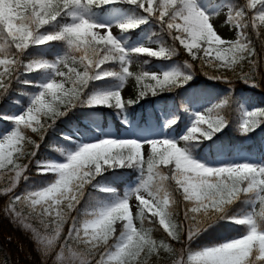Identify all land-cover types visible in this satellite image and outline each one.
Segmentation results:
<instances>
[{
  "label": "snow or ice",
  "instance_id": "1",
  "mask_svg": "<svg viewBox=\"0 0 264 264\" xmlns=\"http://www.w3.org/2000/svg\"><path fill=\"white\" fill-rule=\"evenodd\" d=\"M115 4H127L143 13L140 19L118 25L121 34L155 20L193 60H200L202 68H211L219 73H205L208 79L231 83L224 73L232 72L239 73V78L248 86H259L256 80L259 59L251 42H246L243 9L235 11L234 26L239 34L236 40L231 41L222 38L211 22L219 12L208 14L200 7L199 0H0V66L3 67L0 71V102L10 92L14 80L31 84L30 81L19 80L20 75L40 71L52 74L47 82L34 85L39 91L30 96L23 112L19 115L0 113V119L12 125L10 131L0 135V170L14 173L8 177V186L0 192V196L9 199L6 213L18 219L25 230L32 231L42 255H49L58 245V261L64 259L63 249L71 239L85 247V251L79 254V264H91L89 257L100 252L101 248L104 251L96 264H149L150 257L160 249L169 253L173 249L164 241L157 243L152 237V227L146 224L154 226L158 223L172 240L181 239L182 228L174 219V209L170 207L174 201L166 183L174 182L175 191L186 202L184 218L188 225V245L219 220L245 226L246 229L222 242L195 251L189 248L186 264H264V165L245 162L208 167L193 159L183 146L212 139L228 127V120L219 112L229 104L227 97L195 115L186 134L181 137L182 144L169 139L105 138L80 147L67 156L65 163L35 159L40 144L27 136L26 130L30 129L43 141L47 130L75 107L110 108L123 115L129 106L139 103L149 91L152 96L170 92L184 87L193 78V65L187 61L183 72L169 71L159 75L147 71L131 72L129 66L133 63V54L164 60L171 59L176 49L159 47L154 50L141 46L128 50L123 47L120 38L113 34L112 26L92 19L96 9ZM257 4L262 9L258 13L259 21L264 24V0H249L247 7L254 9ZM232 19L230 13L226 23ZM97 30H104V34ZM56 41H62L67 51L55 62L36 59L26 64L23 62L30 56L33 46L39 48ZM210 53H215L214 57ZM244 61H247L248 71H243ZM110 62L119 64V71L103 67ZM21 66L23 73L19 71ZM132 76H135L137 84L145 80L155 83L140 88L135 101H124L122 89ZM107 78L117 80L119 87L114 91L85 96L90 82ZM262 124L264 109H255L245 113L239 131L247 136ZM28 144L34 145L31 152L26 148ZM146 146H150L147 153L142 151ZM25 157L29 158V163L34 161L38 175L54 176V179L40 188L16 194L17 183L22 178L25 181L29 179L25 175L28 164L19 163ZM118 168H135L141 175L139 185L116 203L87 211L91 218L83 222V236L73 218L61 242L62 226L80 204L86 186L92 185L105 172ZM4 175L0 172V177ZM98 190L113 191L106 187ZM133 198L138 202L135 220L139 221V227L130 210ZM248 200L254 205L258 202L259 212L229 214L238 202ZM29 218L39 221L46 231L51 228L53 234L41 235L31 223L26 222ZM117 222H120L119 231ZM66 264H71V261ZM173 264H182V261L174 260Z\"/></svg>",
  "mask_w": 264,
  "mask_h": 264
},
{
  "label": "trees",
  "instance_id": "2",
  "mask_svg": "<svg viewBox=\"0 0 264 264\" xmlns=\"http://www.w3.org/2000/svg\"><path fill=\"white\" fill-rule=\"evenodd\" d=\"M217 3L224 1L229 5V14L233 16V19L230 22H227L230 27L236 28V19L234 17L235 11L243 9L245 15L243 18V23L246 24L244 28V34L247 38V41L251 42L252 47L254 48L256 55L259 59L258 64V75L256 77L258 87H250L239 78V73L233 74L232 72H225L231 83L213 81L208 79L205 73L209 75H218L216 71L211 68L201 66L200 60H193L190 55L186 53V50L180 46L178 41H173L169 36L168 32L161 28V25L153 20L147 24H142L136 30L127 32L129 34V41L131 42L130 48H137V37L140 33L147 32L153 41L158 43L159 47H175L176 54L172 56L171 59L158 60L154 57H148L139 54H133L134 65L132 70L133 73H141L147 71L149 73L162 74L161 72L152 71L151 66L154 63H160L163 66H169L171 64L177 65L180 69L172 71H186L184 68L185 61L193 65L192 76L193 78L184 85V87L176 88L170 92L165 91L159 93L156 96H152L149 91L146 96L140 100L139 103L129 106L127 111L132 117H136L138 110L146 103H155L160 102V104L165 107L171 102V109L174 112L173 118L171 120V125L168 128L175 129L176 132L182 128L186 123L187 116L191 113V103L187 101L186 93L192 90L194 87L202 88V91L205 93V97L208 100H214L212 104L206 110L212 108L215 104L219 103L222 98L227 97L229 99V104L224 108L220 109L219 112L223 115L229 122L228 127L224 128L223 131L217 133L209 140H202L198 144H185L184 147L190 148L195 152L205 153L206 155L214 156L218 152L222 153L225 158L228 160L232 159L236 153H239L238 144L239 140L247 137L248 141H245L244 147L250 148L252 152L261 154L264 158V150H262V138L264 137V124H262L255 132H252L250 135L243 136L239 131V124L241 123V96L239 92H242L247 95L248 100H253L260 105V109H264V24H261L258 18V13L261 9V6L257 4L256 8L250 9L247 7L249 0H215ZM111 7H117L122 9L127 14H132L135 18H141L143 13L140 10L134 9L132 6L127 4H115L109 5L101 9H96L93 13H96L101 10H108ZM253 20L255 21V26L253 25ZM237 29V28H236ZM43 30V29H42ZM174 31V30H173ZM259 33V35H258ZM238 30L235 33L233 38L226 40L234 41L237 39ZM225 39V38H224ZM158 48L154 49L157 50ZM67 51L66 45L62 41L50 42L49 45L33 46L30 48V53L28 57L24 58V63L26 64L31 59L44 60L47 62H54L56 57L63 56ZM214 57L215 53H210ZM146 61V62H145ZM245 67L243 71H248L247 61L243 62ZM106 69L119 71V64L117 63H108L103 66ZM3 70V67L0 66V71ZM67 71V69H64ZM78 70L82 71V68ZM21 73L24 72L23 66L19 69ZM48 71L33 72L27 75H20L19 80L21 81H30L31 84L19 83L16 80L10 85V92L5 94L4 99L0 102V113L5 115H11L14 109L17 107L25 108L28 106L29 97L33 93L34 87L37 84V80ZM169 72V71H165ZM117 80L112 78H107L102 81H92L89 83L88 88L86 89L85 96L91 95L99 90L103 89L105 86H110L109 84H115ZM155 81L145 80L140 84H137L135 76L131 77L130 83V92L128 94L122 95L124 101L137 99L140 88L146 87L149 84H154ZM68 86V85H66ZM233 89V91H229ZM2 92V90H0ZM102 92V91H101ZM21 93H24L23 95ZM18 101V103H14ZM92 112H95L100 117V124L102 127H105L110 121L114 125L118 126L121 124L122 115L115 112L110 108H90L86 106H79L73 108L67 113L66 116L59 118L55 125L52 128H49L45 134L44 140L41 141L40 137L32 133L30 129L26 130L25 134L31 137L36 143L40 144L39 151L36 153L35 159L38 161H48L47 154H61L65 155L67 151L62 148L60 143L57 141L65 140L66 137L63 136V131H70L73 125L89 127L90 124L87 123L86 119H91ZM157 115V114H156ZM141 121L145 119L144 108L140 110ZM160 118L157 115V121ZM43 122V119H42ZM12 125L3 119H0V135L11 130ZM69 139V138H67ZM70 140V139H69ZM72 140V139H71ZM220 142V150L215 151L213 149V143L215 141ZM75 141H72V143ZM183 142V141H182ZM26 148L29 152L34 150V145L28 144ZM7 151V148L5 149ZM22 164H28V170L25 173L29 178L33 180H52L54 176H41L37 174V169L34 161L29 163V158L25 157L19 161ZM10 167V166H9ZM7 169L0 170L4 172ZM163 171L167 172V169ZM140 173L135 168H118L111 171L105 172L102 176L96 178L93 181V184L86 186L85 195L81 200L80 204L77 206L76 210L70 213V217L67 222L64 224V229H69L72 224L73 218L77 221L78 226L81 228V236H83V222L86 219H89L87 211L95 210L98 207L103 206L105 202H109L115 199L122 198L124 195V189L137 178ZM147 179V175H146ZM169 184V191L171 192L172 201L170 207L174 209V219L178 225L181 226V239L179 241L172 240L167 234L162 230V228L157 224L147 225L152 227V237L159 243L164 241L168 243L173 252L169 253L163 249H160L157 254H154L150 257L149 264H168L172 260L176 259L179 255L182 257V261L186 264L188 249L192 251L198 250L206 245H211L214 243L222 242L224 239L234 237L242 230H246L245 226H237L232 223H229L226 220H219L216 223L212 224L208 229L202 232L190 245L187 244V222L184 218L185 204L181 194L175 191L174 182H166ZM111 188L113 191L110 193L101 192L98 190L99 187ZM27 187L23 185V181L20 182L17 186V190L20 191V194H24L27 191H24L22 188ZM163 196V193L161 194ZM8 201L7 196H0V254L6 259L7 264H49L43 258L39 248L35 244L34 240L31 238L29 232L25 230L20 223L15 221L6 213V202ZM20 206L17 205V208ZM39 206H37L38 208ZM259 212L260 206L258 202L254 205V202L251 200L238 202L232 207V210L229 214H249V211ZM27 207L24 208V212L27 213ZM138 211L137 207L134 212H132L134 217V222L137 227H139V221L135 220V214ZM150 215V214H149ZM158 219V218H153ZM117 231L120 229V222L116 224ZM237 230L239 233L237 234ZM74 247L85 251L83 244L77 243L75 240H69ZM111 243V241H110ZM187 245V247H186ZM104 249L101 248L100 252H96L91 256V264H95L100 259V254Z\"/></svg>",
  "mask_w": 264,
  "mask_h": 264
},
{
  "label": "rangeland",
  "instance_id": "3",
  "mask_svg": "<svg viewBox=\"0 0 264 264\" xmlns=\"http://www.w3.org/2000/svg\"><path fill=\"white\" fill-rule=\"evenodd\" d=\"M199 5L202 9L208 12V14H213L215 12H219V14L211 19V22L214 25V28L218 32L219 35H221L222 38L229 39L233 38L235 36V33L237 31L236 28L230 27L229 24L226 23V18L229 12V5L224 2H216L215 0H199ZM262 10V9H260ZM92 19H94L97 23H103L108 24L112 26L113 34L117 35L121 42L123 47H125L128 50H132L130 48L131 42L129 41V34L123 33L121 34L119 31L118 25L127 24L131 21L140 19L135 18L132 14L125 13L122 9H119L117 7H111L107 11L101 10L96 13H93ZM100 31L101 34H104V30H97ZM137 46H145L149 47L151 49L158 48V43L156 41H153L149 34L147 32L140 33L137 37ZM61 58V56L56 57L54 62ZM134 65V57H133V63L129 66V70H132ZM152 71L161 72L164 73L165 71H172L173 69L178 70L180 69L177 65L171 64L169 66H163L160 63H154L151 66ZM52 77V74L50 71L44 73L38 80L37 84H42L50 80ZM59 79V78H58ZM130 83H131V77L128 78L125 87L122 89V95L128 94L130 92ZM110 86H105L103 89L99 90L100 92H109L114 91L119 87V82L117 81L115 84H109ZM39 89H34L33 93L31 95H34L36 92H38ZM30 95V96H31ZM239 95L241 96V122L245 118V113L250 112L255 109H260V105L257 104L253 100H248V97L246 94L239 92ZM187 101L191 103V113L187 116L186 123L182 126V128L179 130V132H176L175 129L168 128L167 126L170 125V122L173 118L174 112L171 109V102H169L168 105L163 107L160 102L155 103H146L144 104V112H145V120L142 122L140 120V115L138 112V115L133 118L131 115L128 114V111L122 115L121 124L116 126L112 121L108 123L105 127H102L100 124V117L97 113L92 112L91 119H86L87 122H90L92 125L90 128L93 129V131H90V129L85 128L83 126L73 125V127L70 129V131H63V136L73 139V141L76 142L75 145L72 144L69 140H59L57 141L60 143L62 148H64L67 151V154L61 155V154H54V153H48L46 159L50 162L54 163H65L67 161V156L71 153H74L77 151L80 147L91 144L94 142H98L105 138H113L117 140H123V139H169L176 141L178 143L181 142V137L184 136L187 132V129L191 126L192 121L195 118V115L198 113H203L206 111L207 108L212 104L214 100H208L205 97V93L202 91V88L194 87L192 90L186 93ZM30 102V97H29ZM29 104V103H27ZM26 108V107H25ZM25 108L17 107L14 109L11 115H19L21 112L24 111ZM158 111V116L160 118L159 122L157 121V115H155V112ZM264 129V127H263ZM249 138L244 137L239 140L238 147H239V153H236L235 156L228 160L225 158V156L218 152L214 156L206 155L205 153H199L191 150L190 148H187L189 151V154L192 156L193 159L196 161L204 164L208 167H218L225 164H236V163H249L254 165H264V158L261 156V154H257L255 152H252L250 148H245L244 143L245 141H248ZM214 147L213 149L215 151L220 150V142L217 140L213 143ZM264 150V137L262 138V150ZM145 153L150 151V146H146L145 149H142ZM146 158V157H145ZM5 175L3 177H0V192L4 190L9 184L8 177L13 176L14 173L8 172V170L4 171ZM146 179V174L145 177ZM23 181V185H27V187H23L22 189L24 191L27 190H33L36 188L42 187L44 184H46L49 180H33L29 178L27 181H25L23 178L17 183V186L20 182ZM141 182V175H139L136 179H134L132 182L127 184V186L124 189V194L126 192H130L133 189H135L139 183ZM17 186L15 187V193L20 194V191L17 190ZM105 187V186H104ZM124 196V195H123ZM123 198V197H122ZM115 199L109 202H105L103 206L112 205L116 203L118 200L122 199ZM9 203V199L6 202V206ZM137 201L135 198H133L130 201V210L131 212H134L136 209ZM19 209V208H18ZM27 214V213H25ZM249 214H251L249 212ZM15 221H18V219H14ZM27 223H31L33 228L36 229L38 232H40L41 235H51L53 234L51 228L47 231L44 229L43 225L37 221L36 219L29 218ZM60 236V241H64V237L67 235L68 230L67 228L64 229ZM33 239V234L31 230H27ZM239 233V230H237V234ZM34 240V239H33ZM35 244L40 250V246L37 244V242L34 240ZM60 251V248L58 245L54 246V249L51 250V253L49 255H43V258L49 262V264H66V262L71 261V264H79L80 256L79 254L82 253L80 249H77L72 245L70 241L67 242V245L63 249L64 251V259L63 260H57V254ZM41 252V250H40ZM73 253H76L77 255L73 256ZM42 254V253H41ZM90 258V257H89ZM174 260H181L182 257L179 255ZM169 262L168 264H173V261ZM0 264H7L6 259L3 257L2 254H0ZM96 264V263H95ZM182 264L184 262L182 261Z\"/></svg>",
  "mask_w": 264,
  "mask_h": 264
}]
</instances>
